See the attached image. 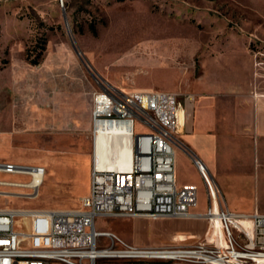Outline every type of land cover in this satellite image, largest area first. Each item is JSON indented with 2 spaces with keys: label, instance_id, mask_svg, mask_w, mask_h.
<instances>
[{
  "label": "rangeland",
  "instance_id": "rangeland-1",
  "mask_svg": "<svg viewBox=\"0 0 264 264\" xmlns=\"http://www.w3.org/2000/svg\"><path fill=\"white\" fill-rule=\"evenodd\" d=\"M101 83L217 100L220 201L264 212V138L246 114L233 112L264 94V0H0V160L46 167L36 198L0 197V206H80L95 161L87 97ZM177 155L180 183L199 187L193 216L99 219L98 228L136 245L207 237L205 183L188 154Z\"/></svg>",
  "mask_w": 264,
  "mask_h": 264
},
{
  "label": "built area",
  "instance_id": "built-area-1",
  "mask_svg": "<svg viewBox=\"0 0 264 264\" xmlns=\"http://www.w3.org/2000/svg\"><path fill=\"white\" fill-rule=\"evenodd\" d=\"M193 99L178 91H125L101 83L92 94L94 156L102 137L112 143L126 136L133 150L130 169L94 161L89 191L77 208L0 206V264H98L113 259L130 264H264V212L235 211L221 203L206 163L182 139L187 104ZM138 124L146 130H137ZM178 149L191 158L207 189L205 215L212 226L207 237L189 245H136L113 230L99 229V219L195 213L199 187L180 183ZM45 174L42 164L0 160V197L7 202L36 198Z\"/></svg>",
  "mask_w": 264,
  "mask_h": 264
},
{
  "label": "crops",
  "instance_id": "crops-1",
  "mask_svg": "<svg viewBox=\"0 0 264 264\" xmlns=\"http://www.w3.org/2000/svg\"><path fill=\"white\" fill-rule=\"evenodd\" d=\"M145 88L146 87H139L137 89ZM248 99V104L244 103V100L240 101L241 104H236L233 107V112L241 114L239 119H243L244 114H246L248 120L255 124L257 136L259 138H264V94L260 95L254 106L251 104L252 98L249 96ZM87 106L90 114V110L92 108V96L87 97ZM187 109L189 111L187 120L191 117V121L190 131L185 134V140L188 143V147L206 163L211 174L216 180L220 174L219 169L221 162L219 138L221 136L223 139L224 131L223 125L221 124L223 121L221 116L222 110L218 106V101L207 95H201L198 98L194 97L193 100L188 102ZM189 160L193 164L190 157ZM177 174H179L178 169ZM228 206L232 210L239 211L230 205Z\"/></svg>",
  "mask_w": 264,
  "mask_h": 264
},
{
  "label": "bare ground",
  "instance_id": "bare-ground-1",
  "mask_svg": "<svg viewBox=\"0 0 264 264\" xmlns=\"http://www.w3.org/2000/svg\"><path fill=\"white\" fill-rule=\"evenodd\" d=\"M182 118H183V113L181 112V119ZM94 157H95V162L99 166L128 170L131 167L133 150L131 143L126 136L120 135L116 138L115 142L112 143H109L108 137H102L95 149ZM215 206L217 205L215 204ZM194 214L183 217H172V218H186V217H191ZM136 217H164V216L138 215ZM215 225L219 226L218 223H215ZM214 230L215 232H217L216 226H214Z\"/></svg>",
  "mask_w": 264,
  "mask_h": 264
},
{
  "label": "trees",
  "instance_id": "trees-1",
  "mask_svg": "<svg viewBox=\"0 0 264 264\" xmlns=\"http://www.w3.org/2000/svg\"><path fill=\"white\" fill-rule=\"evenodd\" d=\"M35 62H37L38 60H34Z\"/></svg>",
  "mask_w": 264,
  "mask_h": 264
}]
</instances>
